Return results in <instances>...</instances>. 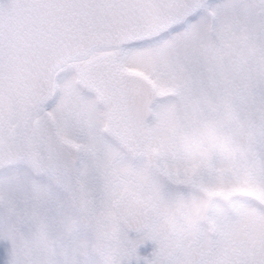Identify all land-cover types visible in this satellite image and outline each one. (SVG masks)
<instances>
[{"label": "snow or ice", "instance_id": "snow-or-ice-1", "mask_svg": "<svg viewBox=\"0 0 264 264\" xmlns=\"http://www.w3.org/2000/svg\"><path fill=\"white\" fill-rule=\"evenodd\" d=\"M0 264H264V0H0Z\"/></svg>", "mask_w": 264, "mask_h": 264}]
</instances>
